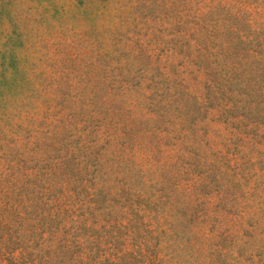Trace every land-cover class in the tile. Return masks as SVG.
<instances>
[{"label": "rangeland", "instance_id": "374dc122", "mask_svg": "<svg viewBox=\"0 0 264 264\" xmlns=\"http://www.w3.org/2000/svg\"><path fill=\"white\" fill-rule=\"evenodd\" d=\"M0 264H264V0H0Z\"/></svg>", "mask_w": 264, "mask_h": 264}]
</instances>
